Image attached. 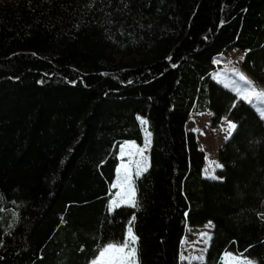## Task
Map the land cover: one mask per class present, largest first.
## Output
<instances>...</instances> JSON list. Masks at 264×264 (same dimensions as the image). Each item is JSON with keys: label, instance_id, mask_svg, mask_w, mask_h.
I'll use <instances>...</instances> for the list:
<instances>
[{"label": "trees", "instance_id": "trees-1", "mask_svg": "<svg viewBox=\"0 0 264 264\" xmlns=\"http://www.w3.org/2000/svg\"><path fill=\"white\" fill-rule=\"evenodd\" d=\"M229 48L264 85V0H0V264H89L129 226L139 264H264V116L212 78ZM192 111L238 124L223 180L203 176ZM144 124L138 206L109 211ZM206 222L204 259L181 262Z\"/></svg>", "mask_w": 264, "mask_h": 264}, {"label": "rangeland", "instance_id": "rangeland-1", "mask_svg": "<svg viewBox=\"0 0 264 264\" xmlns=\"http://www.w3.org/2000/svg\"><path fill=\"white\" fill-rule=\"evenodd\" d=\"M243 53L239 52L234 48H229L223 51L219 56L214 59V65L216 68L212 72V78L218 82L219 84L223 85L224 87L233 90L236 88L243 89L246 87L245 82L239 78L235 70H238L244 74H246L249 78H251L255 84L264 89V85L257 83L249 74H247L243 67H242V58ZM236 94L237 92L234 91ZM238 95V94H237ZM238 97L242 98L240 95ZM248 102L247 100H245ZM251 105L255 108V110L261 115V112L264 109H261L257 106L255 101L251 103ZM211 112H198L192 111L186 123V130L193 131L195 133L196 139L198 144L200 145L201 149L204 152V168H203V176L213 178V173L216 176V171L220 169V167H215L216 163L221 164V162L217 158V151L220 147L221 143L226 140L225 137L228 136V120L223 119L219 124L213 125L211 123ZM143 121H141L142 123ZM142 134H143V142L142 144L134 143H121L118 152L119 164L123 163H131V167L133 170V187L135 188V199H136V186L135 182L139 176H135V163L134 161L139 157L137 155H128V153H137V148H143V155L147 157V166H148V153H149V146H150V134L144 124L142 126ZM147 144V147L145 145ZM121 147H123L125 155L121 156L120 151ZM119 178L123 177V169H121L120 173L116 171V177L114 182ZM115 193L112 199L109 202V211H112L115 207L120 205H130L131 204H123L120 202V199L116 198V192L120 191V189L114 188ZM212 224L209 222L204 223L203 225L196 227L194 229L187 228L186 234L182 237L180 242V257L183 255L187 259H181V262L191 263L192 261H196L194 259L195 256H204L205 250L208 246L209 240L212 234ZM204 233L205 235L201 236L200 234ZM233 255H238L241 258L243 256L230 252ZM251 260V259H250ZM254 261V260H253ZM225 264V261L223 259ZM256 264V262H255Z\"/></svg>", "mask_w": 264, "mask_h": 264}, {"label": "snow or ice", "instance_id": "snow-or-ice-1", "mask_svg": "<svg viewBox=\"0 0 264 264\" xmlns=\"http://www.w3.org/2000/svg\"><path fill=\"white\" fill-rule=\"evenodd\" d=\"M223 23V22H221ZM243 58V57H241ZM215 62V61H213ZM236 71L237 75L241 80L245 82L246 87L243 89L236 88L234 91L242 97V99L247 100L250 104L255 101L258 107L264 109V89L259 88L255 82L249 78L246 74L233 69ZM264 116V111L261 112ZM228 136H231L233 130H238V124L232 120H228ZM227 139V137H225ZM125 143H134L132 141H126ZM147 147V144L145 145ZM143 148H137V153H128V155H137L139 158L134 161L135 163V176H139L142 172L147 171V157L143 155ZM120 155H125L123 147H121ZM131 163H123L117 166V173H120L123 169V177L119 178L113 183V187L120 189L116 192V198L120 199L123 204H131L133 207L138 205L135 202V188L133 187V170ZM215 167H224L222 164L216 163ZM214 179L223 180V176H215L212 174ZM259 215V214H258ZM63 222V221H62ZM211 223V222H209ZM205 235L204 233L200 234ZM138 237L133 232L131 226L128 227L126 233L123 235V241L117 242H106L100 246L94 255V257L89 261V264H139L138 257ZM251 247V246H250ZM181 259H187L183 255ZM197 260H203L202 255L193 257ZM222 259H224L225 264H255V261L248 259L247 257L241 258L238 255H233L230 252L225 251Z\"/></svg>", "mask_w": 264, "mask_h": 264}]
</instances>
